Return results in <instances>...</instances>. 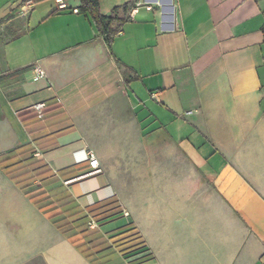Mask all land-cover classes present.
Returning a JSON list of instances; mask_svg holds the SVG:
<instances>
[{
  "label": "crops",
  "instance_id": "0c3cea01",
  "mask_svg": "<svg viewBox=\"0 0 264 264\" xmlns=\"http://www.w3.org/2000/svg\"><path fill=\"white\" fill-rule=\"evenodd\" d=\"M66 3L0 14L1 151L52 172L0 179V264H264V0H135L110 46Z\"/></svg>",
  "mask_w": 264,
  "mask_h": 264
},
{
  "label": "trees",
  "instance_id": "16d2710c",
  "mask_svg": "<svg viewBox=\"0 0 264 264\" xmlns=\"http://www.w3.org/2000/svg\"><path fill=\"white\" fill-rule=\"evenodd\" d=\"M134 1L129 0L121 6L114 7L108 16L101 13L99 0H80L79 9L89 15L98 34L110 46L117 30L114 23L120 24L127 18L128 10ZM119 10L124 11V16H118ZM34 152V148L29 144H23L0 155L1 170L22 188L29 186L34 180L45 181L52 176L47 163L41 157L34 155ZM81 232L87 241L80 243L79 247L90 261L95 262V253L109 247V244L107 241H102L96 231L88 232L87 228L82 227ZM87 244L90 247H87Z\"/></svg>",
  "mask_w": 264,
  "mask_h": 264
},
{
  "label": "built area",
  "instance_id": "2783aa9c",
  "mask_svg": "<svg viewBox=\"0 0 264 264\" xmlns=\"http://www.w3.org/2000/svg\"><path fill=\"white\" fill-rule=\"evenodd\" d=\"M55 2L57 4V7H59V8L67 7L66 0H55ZM28 3H30V1H28ZM141 4H142L141 1L136 2L135 7H133L131 10V14H134V12L139 8V6ZM146 8L150 9L151 7H150V5H146ZM73 10L77 11L76 8ZM34 75L36 78H41V77H44V72L39 66H35L34 67ZM45 108H46L45 102L35 103L32 107L33 112L38 119H42L44 117ZM85 160L87 161V165L89 168V171L85 175H90V174H93V173H96L97 171H99L98 160L92 151H88L86 153ZM89 224H92V222H90Z\"/></svg>",
  "mask_w": 264,
  "mask_h": 264
},
{
  "label": "rangeland",
  "instance_id": "374dc122",
  "mask_svg": "<svg viewBox=\"0 0 264 264\" xmlns=\"http://www.w3.org/2000/svg\"><path fill=\"white\" fill-rule=\"evenodd\" d=\"M22 0H0V14H5L9 11H7L10 7L13 9L17 7V5L21 2ZM34 5H38L37 7H48V6H53V0H31ZM76 1V0H75ZM72 0H69V4H72V2H75ZM101 7H110L113 5H116L118 3H122L126 0H99ZM6 52H9V48L7 49ZM1 145H0V155L5 153L1 151ZM9 178L6 176V174L1 170L0 168V179H7ZM26 264H42L41 261L38 259H34Z\"/></svg>",
  "mask_w": 264,
  "mask_h": 264
},
{
  "label": "bare ground",
  "instance_id": "6f19581e",
  "mask_svg": "<svg viewBox=\"0 0 264 264\" xmlns=\"http://www.w3.org/2000/svg\"><path fill=\"white\" fill-rule=\"evenodd\" d=\"M155 1V0H154ZM158 3H160L161 5H163L164 9L165 7H169L170 3H169V0H156ZM168 5V6H167Z\"/></svg>",
  "mask_w": 264,
  "mask_h": 264
}]
</instances>
